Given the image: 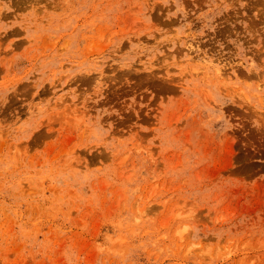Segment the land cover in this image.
Segmentation results:
<instances>
[{
	"label": "rangeland",
	"instance_id": "374dc122",
	"mask_svg": "<svg viewBox=\"0 0 264 264\" xmlns=\"http://www.w3.org/2000/svg\"><path fill=\"white\" fill-rule=\"evenodd\" d=\"M0 264H264V0H0Z\"/></svg>",
	"mask_w": 264,
	"mask_h": 264
}]
</instances>
